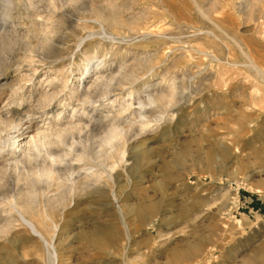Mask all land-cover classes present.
Returning <instances> with one entry per match:
<instances>
[{
    "label": "rangeland",
    "instance_id": "obj_1",
    "mask_svg": "<svg viewBox=\"0 0 264 264\" xmlns=\"http://www.w3.org/2000/svg\"><path fill=\"white\" fill-rule=\"evenodd\" d=\"M3 1L0 32L10 45H1L0 112L19 119L21 143L82 116L94 118L92 132L67 140L98 152L115 123L135 142L124 162L106 160L113 178L100 166L101 182L63 203L44 197L84 178L74 157L57 166L51 185L36 183L39 211L30 220L57 261L22 220L1 218L0 264H264V0H56L57 10L50 0ZM131 73L137 79L126 81ZM103 74L116 76L112 93L90 105L69 97ZM173 87V103L159 99ZM62 88L45 110L41 96ZM107 96L118 98L115 107ZM26 188L1 185L0 206Z\"/></svg>",
    "mask_w": 264,
    "mask_h": 264
},
{
    "label": "bare ground",
    "instance_id": "obj_2",
    "mask_svg": "<svg viewBox=\"0 0 264 264\" xmlns=\"http://www.w3.org/2000/svg\"><path fill=\"white\" fill-rule=\"evenodd\" d=\"M20 1H23V0H20ZM0 2H1V0H0ZM3 2L5 3V2H7V0H4ZM30 2H31V0H30ZM18 4H20V3L18 2ZM50 6L54 10L58 9L56 0H50ZM10 8H12V6H10ZM93 10H95V9H93ZM4 15L11 18V13L9 14V13L5 12ZM96 19H97L96 20L97 23L100 24L99 26L102 28L103 31H105V29L107 27L105 24V21L108 23V20L101 13H99V16H97ZM60 26H61V24H60ZM86 27L83 26L82 29H85ZM52 28H54V27H47V26L43 27L42 26L40 30H41V32L45 31V32L50 33V31H51L50 29H52ZM1 33H2V31L0 32V67H1V52H2L1 51V49H2L1 45H2V42L4 43L5 46L7 44L10 45V41L8 39L2 38L3 36H1ZM50 34H52V33H50ZM90 34H92V33H90ZM4 37H5V35H4ZM47 41H49V40H47ZM89 62H90V60H88L86 65H85L86 66V72L88 70H90V67L88 65ZM258 70H260V69H258ZM135 76L136 75L132 74L131 76L128 77V79H125V80L128 81L131 79L132 80L137 79ZM84 77H85V75H84ZM21 79H19V80H21ZM114 80H116V76H114V75H104V74L99 75L98 77L95 78V80L93 79V81L90 83V85H88V87H86V88L83 87L79 91H74L73 93H70V94L68 93V95L70 98L71 97L81 98L82 99V101H81L82 105L83 104H89L90 105L93 103V98L95 96H98V95L99 96L100 95L106 96V95H109L110 93H112V91H114V89H113L114 85L111 84ZM114 83H115V81H114ZM19 85H21V83ZM18 88H20V86L15 87L13 91L16 92ZM63 88L61 90H59L58 92L53 91L51 93H46L43 96H41V104H42V107L44 106L45 110H46V107L50 104V102L52 103V100H54L57 97L58 93H61ZM22 89H23V87H22ZM174 89L175 88L173 87V90L169 94L161 95L160 98H159V96H157V97L159 99L165 100L166 102L168 101V103H173L174 95H175ZM0 93H1V91H0ZM133 96H134V93L130 92L129 93L130 99L125 100L126 105L124 106V110H125V108L127 110L128 108L133 107L131 105L132 102L130 101L133 98ZM147 97H148L149 102H151V103L155 102L157 100V97H155L154 95H151V94H147ZM115 98L109 100V97L108 96L106 97V99L109 100L108 103H109V105H111V107H115V104L118 102L117 101L118 98L117 99H115ZM136 99H138V98H136ZM0 102H1V96H0ZM138 102L140 105L143 104V101L140 99ZM88 106H85V108ZM92 106H94V105H92ZM30 110L27 109L26 113L32 111V110L31 111ZM122 110H120L118 112V115L120 113H122ZM81 111H82V109H81ZM91 112H94V111H91ZM3 113H5V112H3ZM7 113L10 114L11 111H8ZM87 113H89V112L87 111ZM108 115H109V113H108ZM108 115H106L105 117H108ZM139 115H141V114H139ZM25 116H26V114H25ZM95 116H97V115H95ZM110 116H111V114H110ZM116 116H117V113H116ZM77 117H78V115H77ZM82 117H79L78 121L75 124L70 123V122L68 123V121H67V124L66 125L64 124V126H62V127H59L57 129H54V130H52L50 128L51 131H48V129H43L42 131H38L37 133H31L30 132L31 133L30 138L27 141H25L24 143L23 142L21 143V141L23 140V137H25L24 136L25 133L20 130L21 125L18 124V123H20V122H18L19 119L16 122L12 118L11 119L3 118L1 116V112H0V132L2 131V134H3V132L5 133V137L2 139L0 138V187H1V185L2 186L6 185V187L11 186V188H16V187L19 188L20 183H22V182L27 187L26 188L27 191L26 190L25 191L18 190L17 194H15V195L4 196L3 199L8 198V197L11 199H9V201H6L7 202L6 205L0 206V220H1V218L8 221V222L11 220H15V219L22 220L25 225H27L34 233H36L43 240L45 245H47L53 249V252L50 254L53 257L52 259L54 260V262L57 261V254L55 252V250H56L55 245L50 243L44 237V235L38 230V228L36 227L34 222L32 220H30V216L39 211L38 202H37V198H39V193H38V190L35 186V185H37L36 183L43 181V182H47L50 184L51 182L55 181L56 180V174H57V172H59V171H57V166H60L59 164H61V163L63 164L64 162L66 164L69 160L67 157H69V156H71L72 158L74 157L73 160L75 159L76 162L78 161L79 164L81 165L80 167L87 171L85 173V175L83 176L84 178L82 180H79V181L72 180L71 185H69V187H67V188H64L65 187L64 184H61L60 187H63V191H61L60 193H58L56 195L50 196V197L49 196L44 197L46 203H48L49 205H54L57 203H63L64 202L63 200L68 196L73 197L78 193H83V192H86L87 190H90L91 188H95L97 186L98 182L99 181L101 182L102 176H103V170L101 169L100 166H105L107 164L106 160L112 159V155L118 156V159L120 158L119 162L121 163V161L125 158V154H126L125 152L131 149V142L130 141L133 140V139L130 140V137L126 136V132L124 133L123 129H121L115 123L112 122L113 124H110L109 129L106 130L104 137L102 138V140H100L101 142L99 141L100 142V149H98V152L96 150H95L96 152H94V149H92V151H93L92 152L91 149H88V146L86 144H85L86 146L83 144V141L79 142L80 145L77 144L76 141H73L74 138L72 140L69 139V140H71L69 142V140H67L65 137L67 136L66 134H68V136H70L69 133H71L72 131H78V134H80L81 132H87V131L92 132L86 128L87 127L92 128L93 126H95V125L90 123L92 121V119H94V118H92L90 122L85 120L87 122L86 123V122H84V119ZM103 117H102V119L104 120L105 117L104 118ZM112 118H113V116H112ZM75 119H76V116H75ZM112 120L113 119H111L110 122ZM98 121H99V119H98ZM71 122H72V120H71ZM143 122H145V121H143ZM52 125L54 126V124H52ZM144 125H147V123L146 124L144 123ZM144 125H140L141 130H139V132L145 129ZM54 127H56V126H54ZM14 132H17V133L14 134ZM30 133H27L26 135H28ZM71 135L73 137V134H71ZM133 142H135V138H134ZM76 144L79 145V147H76L77 146ZM59 145L60 146H67L68 145V147H67V149H63L59 153L58 152L55 153L53 150H49L50 149L49 147H54V146H59ZM97 146H99V145H97ZM89 147L91 148V146H89ZM92 148H94V147H92ZM95 148L97 149V147H95ZM3 154H6L5 156L8 157L9 163L4 162V161H8V160H6L7 157H4ZM116 156H114V157H116ZM92 158H94V161H95V159L101 158L100 159L101 161L98 160L99 162L97 165H95L96 163L94 164V162L91 164V162L89 163L88 160H91ZM10 160H12V162H10ZM37 160L41 161V162L39 161L40 162V167L38 166L39 168H37L36 170H33L32 168L31 169L27 168L24 170V167L27 165V162L28 163H30V162L34 163V162H37ZM103 162H106V163H103ZM114 162H115V160H114ZM123 162H124V160H123ZM24 163H25V166L22 169L21 166ZM65 164H63V165H65ZM115 164H116V162H115ZM72 165L73 164H71V166ZM108 166L111 168L109 176H110V178H113L112 171H114L113 169L115 168V165L111 164ZM20 169H22V171ZM7 171L9 172V174ZM4 173L8 174V177L2 176V174H4ZM37 187H38V185H37ZM99 187H97V188H99ZM112 195H114V194H112ZM64 212H65L64 210L60 211L59 215L63 216ZM45 214H46V212H45ZM46 218H47V216H46ZM1 231H2V229L0 227V233H1Z\"/></svg>",
    "mask_w": 264,
    "mask_h": 264
}]
</instances>
